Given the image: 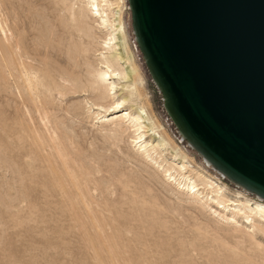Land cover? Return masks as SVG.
<instances>
[{
	"label": "rangeland",
	"instance_id": "1",
	"mask_svg": "<svg viewBox=\"0 0 264 264\" xmlns=\"http://www.w3.org/2000/svg\"><path fill=\"white\" fill-rule=\"evenodd\" d=\"M125 6L141 102L193 165L220 176L167 116ZM91 18L79 0H0V264H264V233L217 221L130 146L129 132L87 113L93 95L68 77L96 65L103 34ZM27 71L39 83L31 93Z\"/></svg>",
	"mask_w": 264,
	"mask_h": 264
},
{
	"label": "water",
	"instance_id": "2",
	"mask_svg": "<svg viewBox=\"0 0 264 264\" xmlns=\"http://www.w3.org/2000/svg\"><path fill=\"white\" fill-rule=\"evenodd\" d=\"M133 39L177 133L264 200V0H127Z\"/></svg>",
	"mask_w": 264,
	"mask_h": 264
},
{
	"label": "bare ground",
	"instance_id": "3",
	"mask_svg": "<svg viewBox=\"0 0 264 264\" xmlns=\"http://www.w3.org/2000/svg\"><path fill=\"white\" fill-rule=\"evenodd\" d=\"M60 1L67 5L71 0ZM79 1L103 34L95 51V67L87 63V76L72 72L68 77L74 92L93 95L92 101L87 102V113L96 124H108L116 130L129 132L130 146L156 167L172 186L217 221L238 228H252L247 234H255L256 229L264 233V200L258 196L247 197L241 189L244 193H232L221 181L222 175L214 173L219 178L215 177L204 168L193 165V160L181 150V146L166 137L163 126L141 102L142 93L146 94L145 78L129 43L124 18L125 0ZM34 75L27 71L21 77L23 87L29 93L39 84ZM145 96L147 98V94Z\"/></svg>",
	"mask_w": 264,
	"mask_h": 264
}]
</instances>
